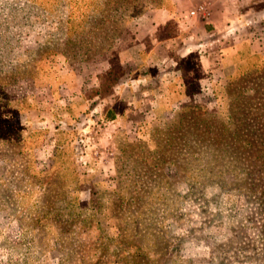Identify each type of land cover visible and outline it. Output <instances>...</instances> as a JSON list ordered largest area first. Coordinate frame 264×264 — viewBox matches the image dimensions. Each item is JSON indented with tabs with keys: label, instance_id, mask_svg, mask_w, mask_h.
Listing matches in <instances>:
<instances>
[{
	"label": "rangeland",
	"instance_id": "obj_1",
	"mask_svg": "<svg viewBox=\"0 0 264 264\" xmlns=\"http://www.w3.org/2000/svg\"><path fill=\"white\" fill-rule=\"evenodd\" d=\"M177 2L0 0V264H264V55L197 89L133 47Z\"/></svg>",
	"mask_w": 264,
	"mask_h": 264
},
{
	"label": "crops",
	"instance_id": "obj_2",
	"mask_svg": "<svg viewBox=\"0 0 264 264\" xmlns=\"http://www.w3.org/2000/svg\"><path fill=\"white\" fill-rule=\"evenodd\" d=\"M190 1L192 0H184L183 2L178 0L174 10L155 8L150 15H144L142 21L144 19L150 21L152 29L143 37L137 36L133 47L139 48L141 45L146 46L148 44L153 52L163 49V52L169 55L172 52L170 50L175 48V54L178 58H186L199 49L198 62L201 73L193 78L197 81V89H200L202 80H218L229 77L235 72L236 64L234 61L229 65L226 63L229 50L226 54L224 49H230L232 57L236 55H234V49L241 47L259 48V51L264 55L263 3L256 7L252 3L244 4L248 0H193L200 1L199 3L205 2L209 7L210 16L205 20L197 19L199 20L197 24H190L188 27L187 21L181 16L184 15L183 10H186L185 7L182 8L183 3L188 5ZM171 23L177 31L173 34L168 32L163 34L161 29L168 27L167 25ZM149 56L147 58L151 59L150 61L146 59V62L150 69L163 73L158 91H165L167 86L169 87L168 84L171 83V78L169 79L167 75L173 76L174 81L172 82L176 83L175 78L180 72L177 69L170 70L169 66H175L177 61L169 56L168 59L163 57L164 60L156 61L154 54ZM184 90L181 93L186 94Z\"/></svg>",
	"mask_w": 264,
	"mask_h": 264
},
{
	"label": "built area",
	"instance_id": "obj_3",
	"mask_svg": "<svg viewBox=\"0 0 264 264\" xmlns=\"http://www.w3.org/2000/svg\"><path fill=\"white\" fill-rule=\"evenodd\" d=\"M189 14L192 18L205 20L210 16V11L208 5L205 2H201L190 10Z\"/></svg>",
	"mask_w": 264,
	"mask_h": 264
}]
</instances>
